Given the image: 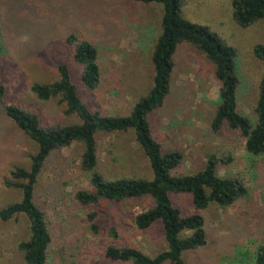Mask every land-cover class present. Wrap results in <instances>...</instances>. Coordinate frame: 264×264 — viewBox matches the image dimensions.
<instances>
[{
  "label": "rangeland",
  "instance_id": "obj_1",
  "mask_svg": "<svg viewBox=\"0 0 264 264\" xmlns=\"http://www.w3.org/2000/svg\"><path fill=\"white\" fill-rule=\"evenodd\" d=\"M229 1L185 0L183 14L190 22L208 26L236 50L237 107L254 120L250 106L264 63L252 57L251 47L264 43V20L237 26L228 15ZM161 12L158 3L140 5L129 0H0V82L5 103L19 102L44 122H78L64 114V105L56 99L40 101L30 91L33 82L56 78L53 64L66 57L60 37L69 29L94 43L101 71L97 89L86 92L76 83L78 66L69 63L79 100L88 108L125 115L151 85L150 53ZM172 61L170 92L149 115L157 140L165 149L182 152V173L200 169L212 152L227 153L231 162L219 166L218 175L238 172L250 190L248 199L231 207L204 209L207 245L183 252L181 259L186 264H252L256 246L264 245V155L250 158L234 131L222 129L216 136L208 132L217 101L212 64L187 42L176 46ZM33 151V143L5 118L0 107V208L20 200V191L5 186L4 180H9L8 172L15 166L28 169ZM80 151L77 143L62 148L37 181L35 198L49 220L51 264H112L102 256L110 226L119 231V243L134 245L151 256L163 250L158 222L142 232L132 223L134 214L148 208L149 198L124 200L116 206L101 202L100 230L90 232L84 209L69 198L73 187H87V174L78 169ZM97 157L98 167L107 176L151 177L146 158L129 133L99 132ZM176 201L185 205L182 198ZM28 235L23 214L0 220V264H24L17 244Z\"/></svg>",
  "mask_w": 264,
  "mask_h": 264
},
{
  "label": "trees",
  "instance_id": "obj_2",
  "mask_svg": "<svg viewBox=\"0 0 264 264\" xmlns=\"http://www.w3.org/2000/svg\"><path fill=\"white\" fill-rule=\"evenodd\" d=\"M135 3L161 5L159 33L150 53L153 74L148 91L140 96L125 115H111L97 107L82 103L71 80L69 63L78 66L76 83L86 92L97 89L101 80L96 46L85 36L66 29L60 42L66 51L65 60L53 64L56 78L50 82H33L30 91L36 99H56L64 105V114L77 123L44 122L38 113L28 111L19 102L4 101L0 82V107L5 118L34 145L28 169L9 170L7 187L18 189L19 201L0 208V220L23 214L28 223L27 239L17 244L24 264H51L48 216L36 200L37 181L42 169L62 148L73 143L81 147L78 169L87 174V187H73L69 198L74 206L84 209V219L91 233L100 230L98 206L105 202L116 206L124 200L150 199L145 210L132 216L137 231H146L155 222L162 229L165 248L148 255L138 247L118 242L119 231L110 226L109 241L102 256L112 264H186L181 254L207 245V224L203 210L209 205L222 209L250 197V190L238 172L220 176L219 166L228 165L227 153L206 155L203 166L195 172L182 173L184 155L178 149H165L154 135L150 113L159 108L170 92L172 54L177 45L189 43L213 66L217 82V101L208 121V132L216 136L222 129L236 132L250 158L264 155V72L258 77L255 98L251 104L254 120L237 107L239 77L235 66L236 50L208 26L188 21L183 14L185 0H129ZM230 19L245 28L264 20V0H230ZM53 49V44L49 42ZM251 55L264 63V43L251 47ZM129 133L146 158L150 178L134 175L107 176L98 167V133ZM182 198L185 205L177 203ZM185 232H187L185 234ZM252 264H264V245L258 244Z\"/></svg>",
  "mask_w": 264,
  "mask_h": 264
}]
</instances>
